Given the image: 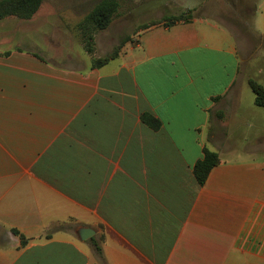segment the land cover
Returning <instances> with one entry per match:
<instances>
[{"label":"crops","instance_id":"crops-1","mask_svg":"<svg viewBox=\"0 0 264 264\" xmlns=\"http://www.w3.org/2000/svg\"><path fill=\"white\" fill-rule=\"evenodd\" d=\"M239 52L204 16L148 25L100 68L0 50V264H264L263 138L239 147L264 107ZM204 148L220 162L200 187Z\"/></svg>","mask_w":264,"mask_h":264},{"label":"rangeland","instance_id":"rangeland-1","mask_svg":"<svg viewBox=\"0 0 264 264\" xmlns=\"http://www.w3.org/2000/svg\"><path fill=\"white\" fill-rule=\"evenodd\" d=\"M101 1L42 0L29 20L4 17L0 19V50L34 51L65 68L83 69L115 51L119 53L147 25L174 17L188 21L204 16L232 31L238 41L242 78L254 79L264 87V0H258L252 19L241 0H196L189 5L191 9L182 4L183 0H115L117 8L107 27L97 29L87 19ZM255 113V123H244L239 131L244 138L239 147L251 146L255 134L263 138L259 142L264 146V109Z\"/></svg>","mask_w":264,"mask_h":264},{"label":"trees","instance_id":"trees-1","mask_svg":"<svg viewBox=\"0 0 264 264\" xmlns=\"http://www.w3.org/2000/svg\"><path fill=\"white\" fill-rule=\"evenodd\" d=\"M41 4L42 0H0V19L7 16H16L20 19L29 20L39 10ZM116 8L117 3L115 0H103L95 7L93 12L89 15L87 21L92 24L94 28L104 29L107 27L110 17L115 12ZM181 19V17H174L169 21L165 20L164 22L159 23L172 25ZM89 52H91V48H89ZM117 55L118 52L115 51L109 56L95 60L92 68H100L106 65L110 60L116 58ZM247 83L254 95L255 106L260 108L264 107V87L254 79H248ZM141 118L143 123L149 126L151 129H159L160 122L153 116L144 114ZM219 162L220 159L216 152L210 151L207 148L203 149L202 158L194 164L192 169L193 177L200 187L205 184L209 173L219 164ZM94 247L96 253L101 256L100 247L98 245H94Z\"/></svg>","mask_w":264,"mask_h":264},{"label":"water","instance_id":"water-1","mask_svg":"<svg viewBox=\"0 0 264 264\" xmlns=\"http://www.w3.org/2000/svg\"><path fill=\"white\" fill-rule=\"evenodd\" d=\"M76 235L80 241H85L92 238L95 235V231L89 228H80Z\"/></svg>","mask_w":264,"mask_h":264}]
</instances>
